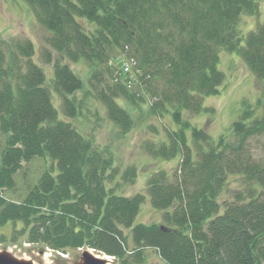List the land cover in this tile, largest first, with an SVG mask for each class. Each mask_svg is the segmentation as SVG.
<instances>
[{"label": "trees", "instance_id": "16d2710c", "mask_svg": "<svg viewBox=\"0 0 264 264\" xmlns=\"http://www.w3.org/2000/svg\"><path fill=\"white\" fill-rule=\"evenodd\" d=\"M22 1L61 58L85 62L91 82L103 84L98 98L123 133L133 122L118 100L149 103L156 115L172 111L183 128L168 135V145L148 147L155 159L179 156L172 174L162 170L147 180L164 225H135L146 196L115 193L112 153L82 136L55 105L54 93L64 117L75 118L83 80L56 62L48 85L29 41L17 45L27 66L16 73L0 44V227L57 252L93 249L124 264L129 255L143 263L146 250L166 264H264V100L243 102L232 138L214 141L193 127L190 141L183 121L185 112L203 110L204 97L219 94L221 50L237 53L264 82V22L247 35L240 29L244 15L258 14L257 0ZM120 59L130 65L125 80L114 64ZM38 159L50 165L30 177L26 196L6 198L24 164ZM137 172L128 168L125 182L133 184ZM231 177L240 182L236 190Z\"/></svg>", "mask_w": 264, "mask_h": 264}, {"label": "rangeland", "instance_id": "374dc122", "mask_svg": "<svg viewBox=\"0 0 264 264\" xmlns=\"http://www.w3.org/2000/svg\"><path fill=\"white\" fill-rule=\"evenodd\" d=\"M259 12L257 15H244L241 20V31L247 35L254 30L258 23L264 22V0H257ZM51 35L36 20L28 4L22 0H0V44L5 52L6 59L13 70L18 73L24 72L27 66V58L19 54L18 44L29 41L33 44L34 55L31 58L40 66L47 77L48 85L54 79V66L56 62L68 65L71 70L83 80L84 91L75 93L79 111L75 118L64 117L61 112L62 98L55 94L54 102L60 111L61 118L66 119L86 139L90 140L99 149H107L114 157L115 169L110 172L112 180L109 184L114 192L119 195L133 197L138 193L146 196L141 205L137 224L164 225L163 212L155 209L150 197L147 195L146 185L148 178L159 171L172 174L179 165V156L173 159H155L148 151L149 145H168L171 132H177L183 128V124L177 123L170 114L156 115L149 103L140 102L132 105L125 100H118L131 115L132 128L128 133H123L109 117L105 105L99 100L98 95L102 90L100 83H92L90 80L91 70L83 62L73 63L61 58L49 43ZM123 80L129 73L124 71L128 63L120 59L114 63ZM220 70L225 76L220 92L214 96L203 98V110L199 114L183 115V121L190 123L186 127L187 138L193 140L192 128L203 129L214 140L221 136L233 137L232 124L236 121L243 108V102L249 101L253 104L264 100V82H257V78L246 67L244 61L237 53L220 51ZM3 136L0 134V142ZM195 147V145L193 146ZM50 164L42 159L24 164L23 171L16 176V191L6 190L3 194L9 200H22L28 193L30 177L38 178L48 169ZM137 169V178L132 184L125 182L124 172L130 168ZM231 190H236L240 182L236 177H231ZM35 179H33L34 183ZM32 186V185H31ZM232 192L227 196H231ZM21 231V226H16ZM20 233L14 232L11 226L0 227V252H8L20 260L31 261L33 264H80L84 249H70L66 253L52 251L48 247L27 242V238ZM15 236L17 239H14ZM103 257V254L95 252ZM144 262L135 263L134 255L126 258V264H166L154 250H146ZM112 264H124L122 260L111 258Z\"/></svg>", "mask_w": 264, "mask_h": 264}, {"label": "water", "instance_id": "95a60500", "mask_svg": "<svg viewBox=\"0 0 264 264\" xmlns=\"http://www.w3.org/2000/svg\"><path fill=\"white\" fill-rule=\"evenodd\" d=\"M96 252L93 249H87L82 254V261L80 264H107L109 257L103 255V257L94 254ZM0 264H33L31 261L20 260L12 256L8 252H0Z\"/></svg>", "mask_w": 264, "mask_h": 264}, {"label": "built area", "instance_id": "2783aa9c", "mask_svg": "<svg viewBox=\"0 0 264 264\" xmlns=\"http://www.w3.org/2000/svg\"><path fill=\"white\" fill-rule=\"evenodd\" d=\"M124 71H125L126 73H129V72H130V65H127V66L125 67Z\"/></svg>", "mask_w": 264, "mask_h": 264}, {"label": "bare ground", "instance_id": "6f19581e", "mask_svg": "<svg viewBox=\"0 0 264 264\" xmlns=\"http://www.w3.org/2000/svg\"><path fill=\"white\" fill-rule=\"evenodd\" d=\"M91 252H93V251H91ZM93 253L96 254L95 252H93ZM107 264H112L111 261H110V259H109V262Z\"/></svg>", "mask_w": 264, "mask_h": 264}]
</instances>
